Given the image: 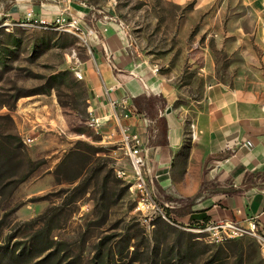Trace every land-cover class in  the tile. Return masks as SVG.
<instances>
[{"label": "rangeland", "instance_id": "obj_1", "mask_svg": "<svg viewBox=\"0 0 264 264\" xmlns=\"http://www.w3.org/2000/svg\"><path fill=\"white\" fill-rule=\"evenodd\" d=\"M68 1L69 15L59 10L54 18L77 20L81 38L0 17V264H264V240L210 244L186 230L170 208L180 199L164 195L171 223L157 218L149 229L129 185L115 175V145L88 125L93 97L75 75L90 55L82 13L121 24L133 60L157 69L163 83L162 98L140 104L160 132L151 141L164 142L160 116H169L183 129L185 156L210 85L236 83L264 103V26L245 5L225 11L214 0L202 7V0ZM228 17L236 19L232 28ZM42 107H56L68 131L55 123L33 128ZM39 130L45 135L34 154L38 145L25 141Z\"/></svg>", "mask_w": 264, "mask_h": 264}, {"label": "crops", "instance_id": "obj_2", "mask_svg": "<svg viewBox=\"0 0 264 264\" xmlns=\"http://www.w3.org/2000/svg\"><path fill=\"white\" fill-rule=\"evenodd\" d=\"M49 1L0 0V17L23 22L33 10L37 18L52 22L59 10L70 9L69 1L66 4L64 0ZM168 1L184 5L191 0ZM207 1L210 3L202 0L201 7ZM214 1L225 11L234 9L236 4L245 5L259 28L264 26V0ZM72 4L76 6L75 2ZM86 13H82L83 26L88 25L92 31L88 33L92 36L90 55L78 68L93 97L88 112L103 120L97 132L105 142L117 148L124 128L141 138L159 202L164 203V195L183 200L179 204L170 203L178 223L195 226L201 221L229 219L244 224L248 218L262 214L260 225L264 234V103L260 98L243 91L236 83L210 85L205 109L196 120L197 140L186 155L182 156L179 150L184 143L183 129L169 116H160L167 123L166 135L164 142L154 144L151 140L158 139L160 132L156 122L141 111L140 104L151 97L162 98L163 83L155 68L133 60L124 45L126 38L121 24H113L110 19L102 22L101 16L95 23ZM235 20L228 17L225 26L232 28ZM258 41L256 33L254 42ZM42 108L40 115L30 121L33 128L49 126L48 130H53L55 123V130L68 131L67 121L59 118L56 107L53 111L50 107L48 112ZM44 135L29 138L38 145L34 154L38 153V141ZM123 164L130 169L126 160Z\"/></svg>", "mask_w": 264, "mask_h": 264}, {"label": "built area", "instance_id": "obj_3", "mask_svg": "<svg viewBox=\"0 0 264 264\" xmlns=\"http://www.w3.org/2000/svg\"><path fill=\"white\" fill-rule=\"evenodd\" d=\"M26 21L31 25L36 24L44 29L69 32L80 38L86 35L77 20L67 22L63 16L56 18L53 22H48L45 19L35 18V15L30 11L26 15ZM157 71L155 69V72ZM75 75L82 79L80 71H76ZM88 116V125L93 130L99 131L103 125V120L96 117L94 112L91 111L88 112ZM31 142L33 141L29 138L25 141L26 144ZM114 154L116 156L115 175L129 185L130 191L137 198L135 210L142 217L143 223L152 230L155 229V219L157 218H162L171 223L167 218L165 209L157 199L155 177L149 168L147 151L143 148L141 138L138 135L131 134L128 129L124 128ZM124 160L128 162L130 169L125 168ZM261 216L262 214L248 218L244 224L229 219L201 221L195 226H186L185 229L203 235L210 244H220L245 237L264 240L261 237Z\"/></svg>", "mask_w": 264, "mask_h": 264}, {"label": "trees", "instance_id": "obj_4", "mask_svg": "<svg viewBox=\"0 0 264 264\" xmlns=\"http://www.w3.org/2000/svg\"><path fill=\"white\" fill-rule=\"evenodd\" d=\"M163 135H166V128L163 130Z\"/></svg>", "mask_w": 264, "mask_h": 264}]
</instances>
